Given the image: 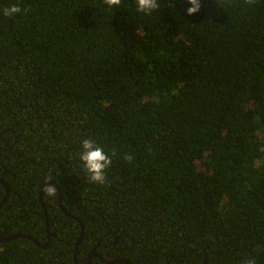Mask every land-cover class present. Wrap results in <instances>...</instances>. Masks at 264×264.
Instances as JSON below:
<instances>
[{
  "label": "trees",
  "instance_id": "1",
  "mask_svg": "<svg viewBox=\"0 0 264 264\" xmlns=\"http://www.w3.org/2000/svg\"><path fill=\"white\" fill-rule=\"evenodd\" d=\"M159 2L0 0V264H264V0Z\"/></svg>",
  "mask_w": 264,
  "mask_h": 264
},
{
  "label": "clouds",
  "instance_id": "2",
  "mask_svg": "<svg viewBox=\"0 0 264 264\" xmlns=\"http://www.w3.org/2000/svg\"><path fill=\"white\" fill-rule=\"evenodd\" d=\"M190 5L186 9L188 16L195 15L200 12L202 8L201 0H186ZM122 0H103V4L109 8H118ZM220 7L228 10L234 7L235 0H217ZM256 0H244L246 6H252ZM136 11L141 14L150 15L154 11L160 9L159 0H135ZM23 11L19 3L11 4L3 9V15L6 17H14ZM81 151L79 153V160L81 168L86 173L88 182L96 185H103L107 179V170L111 167L113 160L112 156H116L115 149L111 150V156L105 152L104 148L99 146L95 141L90 138L82 139L80 143ZM128 162L134 158L129 154L124 157ZM55 189L50 188L49 194H54ZM244 264H256L254 258H249L244 261Z\"/></svg>",
  "mask_w": 264,
  "mask_h": 264
},
{
  "label": "water",
  "instance_id": "3",
  "mask_svg": "<svg viewBox=\"0 0 264 264\" xmlns=\"http://www.w3.org/2000/svg\"><path fill=\"white\" fill-rule=\"evenodd\" d=\"M0 183L4 186V188H5V190H6V197H5L4 201L2 202V204H1V206H0V209H1V208L3 207V205L6 203V201L8 200V197H9V187H8L7 183H5V182H3V181H1V180H0ZM49 185H50V186H54V187H56V188L58 189V191H59V199H58V201H59V206H60L61 210H62L65 214H67L66 211H65V209H64V206H63V196H62V192H61V190L56 186V184H54V183H49V184H46V185H44V186L42 187V190H41V192H40V199H41L42 204H43V191H44L45 187H47V186H49ZM47 218H48V217H47V215H46V219H47ZM75 219H76V220L80 223V225H81V235H80V239L78 240V242H77V244H76L75 254H74L75 264H78V262H77V255H78L79 247H80V245H81V242H82L83 237H84V234H85V228H84L83 222H82L81 220H79V219H77V218H75ZM47 224H48V223H47ZM18 238H24V236L16 235V236H10V237H6V238H1V237H0V241H1V242H10V241H13V240L18 239ZM27 238H28L29 240H33L31 237H27ZM34 241H35V240H34ZM50 243H51V235L49 234V241H48L47 245H45V246L39 245V246H41V247H43V248H47V247L50 245ZM97 247H98V245L94 248L93 252H92L91 255L89 256V259H88L87 264H91V261H92V259H93L94 257H98V258H100V257L97 255V253H96V249H97ZM101 261L104 262V263H106V264H117V263L130 264L128 261H125V260L114 261V262H108V261H105V260L101 259Z\"/></svg>",
  "mask_w": 264,
  "mask_h": 264
}]
</instances>
